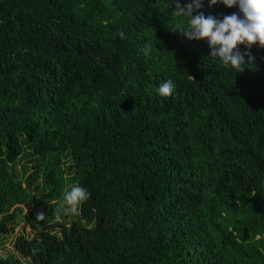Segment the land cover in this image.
Returning <instances> with one entry per match:
<instances>
[{"label": "trees", "instance_id": "trees-1", "mask_svg": "<svg viewBox=\"0 0 264 264\" xmlns=\"http://www.w3.org/2000/svg\"><path fill=\"white\" fill-rule=\"evenodd\" d=\"M174 10L0 0V233L22 206L38 230L0 264H264V47L234 71Z\"/></svg>", "mask_w": 264, "mask_h": 264}, {"label": "clouds", "instance_id": "clouds-1", "mask_svg": "<svg viewBox=\"0 0 264 264\" xmlns=\"http://www.w3.org/2000/svg\"><path fill=\"white\" fill-rule=\"evenodd\" d=\"M175 4L172 13L177 20L183 21L180 30L189 40L207 41L211 58L222 65L240 71L244 67V56L238 45L264 47V0H208L209 6L222 4L226 8H236L231 14L216 18L205 16L201 11L205 0H185L183 5L179 0H171ZM124 38L123 31L118 33ZM150 45L145 44L143 54H149ZM251 60V57H249ZM158 95L167 97L174 94V83L170 79L163 80L155 87ZM86 188L73 184L63 192L61 210L65 213H75L78 206L89 198ZM44 215L38 214L37 219Z\"/></svg>", "mask_w": 264, "mask_h": 264}, {"label": "rangeland", "instance_id": "rangeland-1", "mask_svg": "<svg viewBox=\"0 0 264 264\" xmlns=\"http://www.w3.org/2000/svg\"><path fill=\"white\" fill-rule=\"evenodd\" d=\"M34 164H29L31 171H33L32 166ZM19 167V166H18ZM50 205V204H49ZM51 207V206H49ZM50 211L49 208L45 210L46 213ZM29 209L22 206V210L18 213L17 217L13 221L6 222L5 230L0 233V256L7 257L9 254H15L14 242L19 235H24L28 238H33L36 236L38 230H36L32 223L27 219ZM78 210L75 213H69L66 218V223H70L73 219H76ZM63 219H58L57 221H62ZM37 225V224H36ZM59 233V228L57 229Z\"/></svg>", "mask_w": 264, "mask_h": 264}, {"label": "bare ground", "instance_id": "bare-ground-1", "mask_svg": "<svg viewBox=\"0 0 264 264\" xmlns=\"http://www.w3.org/2000/svg\"><path fill=\"white\" fill-rule=\"evenodd\" d=\"M152 55V54H151ZM167 55V54H166ZM181 55V54H180ZM186 69V68H185ZM189 126V125H188ZM240 162V161H239Z\"/></svg>", "mask_w": 264, "mask_h": 264}]
</instances>
